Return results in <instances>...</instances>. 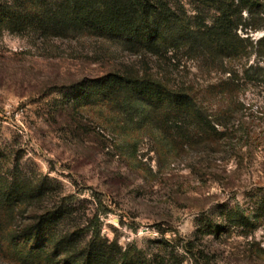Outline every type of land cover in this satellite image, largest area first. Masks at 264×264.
I'll use <instances>...</instances> for the list:
<instances>
[{
    "label": "rangeland",
    "instance_id": "rangeland-1",
    "mask_svg": "<svg viewBox=\"0 0 264 264\" xmlns=\"http://www.w3.org/2000/svg\"><path fill=\"white\" fill-rule=\"evenodd\" d=\"M183 2L190 15L200 14L207 22L216 15L211 0ZM225 4L235 9V0ZM261 8L242 12L239 32L254 42L264 38ZM123 43L120 37L90 32L46 38L0 32L1 179L14 173L48 177L44 202L36 205L67 206L59 231L81 241L91 237L89 229H99L103 239L123 250L149 258L164 255L173 264H264V254L257 252L264 249V224L244 236L224 220V212L235 205L250 209L249 194L259 185L257 177L264 176V138L254 147L246 143L243 151L251 147L254 152L235 172V86L230 96L208 92L202 100L210 119L230 110L226 135L210 144H185L160 128L159 108L147 113L148 99L122 103L73 89L116 68L142 69L147 63L157 70L154 59ZM256 49L239 67L259 64L264 70ZM178 54L179 66H168L177 81L194 79L205 92L229 75L218 63L202 74L196 61ZM223 57L235 74V56ZM241 97L246 126L264 134V85L249 84ZM30 210L18 212L15 227L23 226ZM207 222L225 227L221 235L205 233ZM3 241L0 264H26Z\"/></svg>",
    "mask_w": 264,
    "mask_h": 264
},
{
    "label": "trees",
    "instance_id": "trees-1",
    "mask_svg": "<svg viewBox=\"0 0 264 264\" xmlns=\"http://www.w3.org/2000/svg\"><path fill=\"white\" fill-rule=\"evenodd\" d=\"M211 1L216 15L207 22L200 14L190 15L183 0H0V32L35 33L45 38L83 32L120 37L127 49L154 59L157 70L153 72L147 63L142 69L116 68L73 89L80 95L94 99L103 96L122 103H130L135 97L148 99L152 107L147 113L159 108L156 116L163 132L189 145L210 144L226 135L228 126L224 118L230 110L221 109L216 114L218 117L210 119L202 100L208 92L230 96L235 86V158L238 159L235 172H238L245 155L253 154L251 147L264 138V134L246 126L247 114L243 111L246 107L241 99L244 87L264 85V70L259 64L243 68L237 64L250 58L255 48L264 57V38L254 42L239 32L243 31L242 12L246 9L251 12L259 5L264 13V0H235V9L227 6L226 0ZM180 52L196 61L202 74L218 63L221 72L229 75L205 92L194 79L177 81L168 66H179ZM223 56H235V74L226 69ZM249 142L251 147L243 151ZM44 179L48 177L34 179L15 173L4 179L0 177L1 251L6 247L3 240L7 239L16 257L26 264H173L164 255L149 258L132 248L123 250L116 241L103 239L99 229H89L93 230L91 237L82 241L73 233L63 234L59 225L69 215L68 208L39 205L47 194ZM257 182L258 187L249 194L250 209L235 205L224 212L225 222L235 225L240 235H251L264 224V176L257 177ZM29 208L23 226L15 227L18 212ZM224 228L216 222H207L203 229L205 233L221 235L219 232ZM257 249L264 254L263 247Z\"/></svg>",
    "mask_w": 264,
    "mask_h": 264
}]
</instances>
